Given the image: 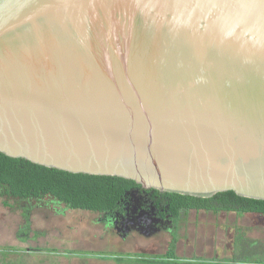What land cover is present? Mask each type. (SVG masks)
Segmentation results:
<instances>
[{"label": "water", "instance_id": "95a60500", "mask_svg": "<svg viewBox=\"0 0 264 264\" xmlns=\"http://www.w3.org/2000/svg\"><path fill=\"white\" fill-rule=\"evenodd\" d=\"M0 153L264 200V0H0Z\"/></svg>", "mask_w": 264, "mask_h": 264}, {"label": "rangeland", "instance_id": "374dc122", "mask_svg": "<svg viewBox=\"0 0 264 264\" xmlns=\"http://www.w3.org/2000/svg\"><path fill=\"white\" fill-rule=\"evenodd\" d=\"M10 202L12 206L5 207L0 200V251L9 250L8 260L17 264H116L102 259L119 255L117 252L121 250L138 251L142 247L154 252L152 250H157L163 239L157 235L146 239L132 234L130 239L122 242L112 231L104 230L99 221L101 216L95 213L70 210L50 199L29 204ZM185 221L186 224L181 223L179 234L184 239L186 229L191 247L209 253L218 249L221 256L230 259L235 253L232 250L236 243L234 235L238 233V241L241 239L244 250L243 261L264 263V216L191 211ZM181 243L179 253L184 246ZM101 249L106 251H98ZM88 255H91L90 259H83Z\"/></svg>", "mask_w": 264, "mask_h": 264}, {"label": "trees", "instance_id": "16d2710c", "mask_svg": "<svg viewBox=\"0 0 264 264\" xmlns=\"http://www.w3.org/2000/svg\"><path fill=\"white\" fill-rule=\"evenodd\" d=\"M133 192L170 199L174 211L191 207L214 214L223 211L264 216V200L240 197L233 191L218 193L210 198L162 193L144 189L135 181L121 177L71 173L0 153V200L5 207H11L12 200L29 204L50 199L70 210L103 213L117 209L119 202ZM8 255L9 250L0 251V264H17L8 260ZM131 263L162 264L160 261L144 259H135Z\"/></svg>", "mask_w": 264, "mask_h": 264}, {"label": "flooded vegetation", "instance_id": "af4514ba", "mask_svg": "<svg viewBox=\"0 0 264 264\" xmlns=\"http://www.w3.org/2000/svg\"><path fill=\"white\" fill-rule=\"evenodd\" d=\"M134 193L135 195H133ZM133 194L122 200V202H119L117 209L95 213L101 216L99 217V221L103 223L104 230L108 233L112 231L114 235L122 239V242L130 239L132 234H137L146 239L156 235L162 236V242L158 245L157 250H152L154 252H149V250H145L143 247L138 251L121 250L117 252L119 255L105 256L107 259H102L103 261L123 264L128 263V261L131 263L135 259H144L160 261L162 264H264L259 260L243 261L244 259L241 256L244 254V250L241 239L238 241V237H240L238 233L234 235L236 243L232 250L235 253L230 259L221 256L218 249H213L209 253L206 250H198L200 248H196V246L191 247L189 238H186L187 231L185 228L184 239H181L179 234L181 223L186 224L185 219L191 215V211H204L206 213L208 211L195 210L191 209V207H182L178 211H174L171 208L172 201L170 199L163 197L154 198L150 195L139 194L138 192H133ZM210 213L214 214L213 212ZM221 213L225 212L222 211ZM180 241L184 245L182 246L181 253H179ZM98 251L106 250L101 249ZM120 254H123V256ZM90 256L88 255L83 259H90Z\"/></svg>", "mask_w": 264, "mask_h": 264}]
</instances>
